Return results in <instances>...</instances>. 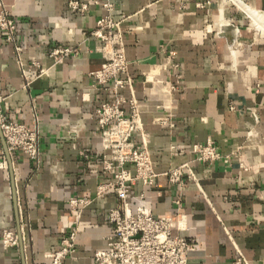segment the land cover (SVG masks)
<instances>
[{
	"label": "crops",
	"instance_id": "0c3cea01",
	"mask_svg": "<svg viewBox=\"0 0 264 264\" xmlns=\"http://www.w3.org/2000/svg\"><path fill=\"white\" fill-rule=\"evenodd\" d=\"M69 1L0 0V10L17 25L15 44L0 34L3 109L15 121L37 125L41 136L38 166L27 155H10L0 133V264H52L47 254L73 230L77 250L62 264H97L93 251L107 247L108 214L118 199L97 194L112 176L103 169L107 151L94 113L114 94L93 76L104 59L102 41L91 34L108 14L107 1L122 21L144 133L160 174L132 188V210L185 217L181 235L195 240L188 264H232L240 253L264 264V0L183 6L181 0H81L88 5L83 11ZM227 23L238 34L219 35ZM56 48L74 53L58 61L51 57ZM24 68L30 77L44 72L26 86ZM122 93L131 97L130 88ZM134 141L141 145L142 134ZM209 143L216 160L197 161L194 147ZM185 163L195 179L186 174L172 182L166 173ZM84 197L92 201L78 217L71 200ZM5 229L18 233V247L4 248Z\"/></svg>",
	"mask_w": 264,
	"mask_h": 264
},
{
	"label": "built area",
	"instance_id": "2783aa9c",
	"mask_svg": "<svg viewBox=\"0 0 264 264\" xmlns=\"http://www.w3.org/2000/svg\"><path fill=\"white\" fill-rule=\"evenodd\" d=\"M192 1L195 0H181V5ZM95 3H101V1L95 0ZM103 6L108 10V14L99 19L97 28L91 34L102 41L99 50L104 61L93 76L100 85H108L107 89L113 92L114 100L99 106L95 110L94 117L103 130V146L107 151L103 159V169L112 178L98 185L97 194L114 193L117 196L118 205L108 214V220L112 224V233L109 236L107 247L94 250L93 257L97 264H188V254L194 249L195 240L181 235V231L186 229L185 217L175 220L169 216H156L151 209L146 207H138L136 211H133L130 206V193L137 182L141 180L147 185L160 174L155 171L144 133L141 106L135 96L130 62L124 49L122 21L113 18L112 3L103 2ZM69 7L83 11L87 10L88 5L81 0H70ZM197 7L205 8V3L197 2ZM228 29L231 31L236 29L238 34V27L233 24H228L227 28L219 30L218 34L226 36ZM16 31L15 20L6 9H1V36L6 41L15 44ZM229 42L233 47L238 43L237 37H233ZM15 48L21 60V48L19 46ZM73 53L74 51L69 48H56L52 50L51 57L61 61ZM33 65L39 66V63L35 62ZM27 72L24 68L26 86L39 78L44 69H40L39 73L32 77ZM126 88L131 89L130 98L122 93ZM4 101L5 97L0 95V133L6 143L8 153L27 155L39 166L41 136L38 126L31 127L11 119L3 109ZM137 133L142 134L141 145L134 141ZM194 152L199 162H210L217 158L215 148L211 143L196 145ZM130 167H133L134 171ZM186 174L195 179L189 163L166 173L172 182H183ZM91 201L92 199L87 197L72 199L71 207L80 217L82 209L87 207ZM1 237L5 249L16 248L20 245L21 239L13 229H5ZM76 241V230L64 236L61 248L47 254L51 263L62 264L73 255L77 250ZM232 264L251 263L240 253Z\"/></svg>",
	"mask_w": 264,
	"mask_h": 264
},
{
	"label": "bare ground",
	"instance_id": "6f19581e",
	"mask_svg": "<svg viewBox=\"0 0 264 264\" xmlns=\"http://www.w3.org/2000/svg\"><path fill=\"white\" fill-rule=\"evenodd\" d=\"M223 8V7H222ZM220 18V17H219ZM231 33V32H230ZM232 33L234 34V35H236L237 34V30L235 29V30H232Z\"/></svg>",
	"mask_w": 264,
	"mask_h": 264
}]
</instances>
